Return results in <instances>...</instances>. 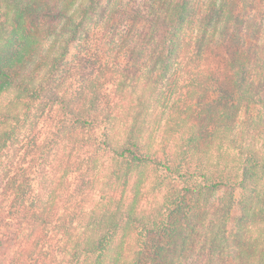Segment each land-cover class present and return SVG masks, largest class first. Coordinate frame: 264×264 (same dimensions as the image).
I'll return each mask as SVG.
<instances>
[{
    "label": "clouds",
    "instance_id": "obj_1",
    "mask_svg": "<svg viewBox=\"0 0 264 264\" xmlns=\"http://www.w3.org/2000/svg\"><path fill=\"white\" fill-rule=\"evenodd\" d=\"M0 264H264V0H0Z\"/></svg>",
    "mask_w": 264,
    "mask_h": 264
}]
</instances>
